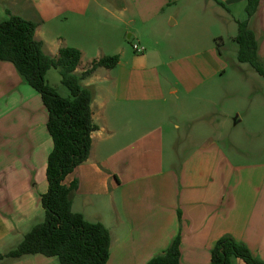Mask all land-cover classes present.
<instances>
[{"label":"crops","instance_id":"crops-1","mask_svg":"<svg viewBox=\"0 0 264 264\" xmlns=\"http://www.w3.org/2000/svg\"><path fill=\"white\" fill-rule=\"evenodd\" d=\"M130 1L146 30L134 33L137 42L128 52L121 44L124 35L114 43L112 29L97 31V7L112 11L98 0H0V21L8 18L6 10L33 21L34 37L50 55L61 46L80 50L77 72L102 56L119 57L114 67L98 66L81 81L93 88L90 108L97 129L87 159L63 180L65 185L77 182L72 211L108 229L106 264H146L177 235L180 264H209L222 236L245 245L264 263V156L236 160L214 136L180 155L169 150L179 127L172 117L190 110L178 93H196L200 100L219 95L212 79L223 71L224 54L218 53L216 38L223 42L227 30L247 19L264 62V0L249 18L246 0ZM119 8L126 11L127 5ZM158 45L179 61L171 69L172 81L159 71ZM240 73L245 75L243 69ZM26 83L10 61L0 60V204L9 207L0 210V253L12 249L44 210L41 195L47 190L52 139L40 94ZM54 258L36 253L3 258L0 264H54ZM232 264L245 262L233 258Z\"/></svg>","mask_w":264,"mask_h":264},{"label":"trees","instance_id":"trees-1","mask_svg":"<svg viewBox=\"0 0 264 264\" xmlns=\"http://www.w3.org/2000/svg\"><path fill=\"white\" fill-rule=\"evenodd\" d=\"M259 4L260 0L245 1L247 18L257 11ZM6 11L8 18L0 21V60L10 61L40 94L47 110L46 130L52 139V149L45 169L47 190L41 195L44 217L34 223L12 249L0 254V260L40 253L56 256L60 264H106L110 247L108 229L100 221H88L81 213L72 211L77 182L65 185L63 180L87 159L91 134L97 129L90 108L94 91L81 81L98 66L114 67L119 57L117 54L102 56L77 72L80 50L61 46L56 55H50L44 43L34 37L36 24ZM234 39L238 45L237 61L248 63L264 76V62L258 56V39L248 27L247 19L237 21ZM221 43V38L215 39L218 53H221ZM49 68L57 69L61 83L69 91L67 97L60 96L46 82L45 74ZM179 244L177 235L166 250L154 255L146 264H180ZM233 258H240L245 264H264L245 245L229 236L216 241L210 251L209 264H232Z\"/></svg>","mask_w":264,"mask_h":264},{"label":"rangeland","instance_id":"rangeland-1","mask_svg":"<svg viewBox=\"0 0 264 264\" xmlns=\"http://www.w3.org/2000/svg\"><path fill=\"white\" fill-rule=\"evenodd\" d=\"M98 1L112 11L108 13L97 7V31L100 33L112 29L113 34L116 35L114 43L124 35L121 44L130 52L132 43L137 42L134 33L146 30L144 26L138 23L135 4L133 5L130 0ZM120 5H127V10L122 11L119 8ZM132 18L136 19V23H130ZM236 33L237 29L227 30L221 43L224 54L221 60L223 71L219 77L212 79L220 87L219 95L213 93L207 99L200 100L196 93L193 94V97L178 93L180 101L185 104V107H190V110L185 115L172 117L179 127L175 129L172 142L169 145L170 151L179 155L183 154L202 142L204 138L214 136L219 138L220 144L228 155H232V158L236 160L254 161L264 156V76L259 75L248 63L237 61L238 45L234 39ZM128 35L130 36L128 37ZM156 49L163 59L159 71L162 73V69H164L169 75L168 79L174 80L171 69L179 61L171 56L172 54L166 47L158 45ZM14 69L16 70L15 67ZM240 69L245 71V75L240 73ZM45 79L60 96L67 97L69 95L68 89L60 81L57 69L49 68L46 71ZM185 107H183L182 112L186 111L187 108ZM24 109L23 105L20 104V112ZM238 116L241 120L236 122L235 119ZM6 142L11 145L12 135ZM8 208V206L0 204L1 211ZM41 216L43 219L44 210ZM9 247L11 246H5L1 251H6ZM31 255L34 254L24 255V257ZM53 262L60 264L56 258L53 259ZM36 264L41 263L36 261Z\"/></svg>","mask_w":264,"mask_h":264},{"label":"built area","instance_id":"built-area-1","mask_svg":"<svg viewBox=\"0 0 264 264\" xmlns=\"http://www.w3.org/2000/svg\"><path fill=\"white\" fill-rule=\"evenodd\" d=\"M133 48H134V50H136L137 52H141V51H142V48L139 47V46L136 45V44H133Z\"/></svg>","mask_w":264,"mask_h":264}]
</instances>
